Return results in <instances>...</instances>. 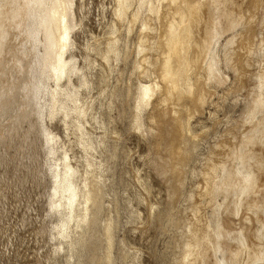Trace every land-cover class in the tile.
<instances>
[{
	"label": "bare ground",
	"instance_id": "obj_1",
	"mask_svg": "<svg viewBox=\"0 0 264 264\" xmlns=\"http://www.w3.org/2000/svg\"><path fill=\"white\" fill-rule=\"evenodd\" d=\"M252 2V13L246 19L243 8L238 10L240 6L237 8L234 0H115V20L106 41L88 48L100 57L101 66L110 70L135 55L132 70L144 82H139L141 86L135 94L132 129L143 136L152 135L157 154L166 152L165 156L158 154L162 161L159 164L162 174L169 176L170 183H176L177 190L189 174H196L191 163L195 162L194 154L201 148L204 135L200 138V133L198 136L191 131L189 119L212 100L209 88L214 84L226 86L225 67L232 71L233 81H238L240 89L244 90L247 84L244 79L248 68H252L248 55L255 54L254 38L259 33H253L258 24L252 25L259 18L253 22L251 19L262 4ZM77 6V0H0V118L9 123V128L0 126V137L4 132L17 131L33 114L40 117L44 107L41 97L49 92V116L60 114L67 125V119L75 114L79 143L88 156L96 151L89 131L83 129L87 111L81 104L80 90L88 86V80L78 78L81 80L76 87L71 80L82 72L72 52L78 47ZM226 33L230 37L223 41L222 49L219 45ZM133 34L134 50L130 39ZM262 57L258 59L262 61ZM257 79L253 101L241 116V127L230 126L224 132L225 140H218L215 150L208 154L210 158L205 157L204 169L198 170L201 175H197H203L205 181L202 183L208 202L216 208L212 207L214 211L205 228L190 225L183 231L187 239L182 248L178 247L182 251L177 249L182 254L175 264H264V70ZM51 81L54 87L49 89ZM67 83L75 89L66 90ZM234 86L230 87L232 91ZM44 133L51 149L59 144L55 134ZM66 154L60 157L61 162L56 160L61 164L52 171L55 194L50 198V208L59 217L53 236L58 239L59 248L63 246L67 264H84V253L90 254L96 264H114L115 223L107 220L104 227L100 223L106 197L103 165L94 158L86 160L83 174ZM172 205L164 219L175 220L177 207ZM237 217L243 218L240 226L233 228ZM244 254L246 259H242Z\"/></svg>",
	"mask_w": 264,
	"mask_h": 264
},
{
	"label": "rangeland",
	"instance_id": "obj_2",
	"mask_svg": "<svg viewBox=\"0 0 264 264\" xmlns=\"http://www.w3.org/2000/svg\"><path fill=\"white\" fill-rule=\"evenodd\" d=\"M247 1L234 0L237 8L240 6L238 10L243 8L241 12L246 19L250 17L248 14L252 13L254 3H251L252 0ZM256 1L259 4L260 2L264 3V0ZM77 3L79 27L75 31V40L78 47L75 46V50L73 49L72 52L73 56L76 55L75 61L77 60L76 63L82 68V72L81 76L79 73L76 74L77 77L73 75L71 80L75 87L79 84L78 80H83L82 77L86 81L88 80V86L80 90V101L87 111L83 129L86 132L89 131L96 151L91 152L93 156H88L79 143L80 132L75 127V122H77L75 114L70 120L67 119V125L60 114L55 118L49 116V92L41 97L40 103L44 107L40 117L33 114L17 131L3 133L4 135L0 137V264H67V254L63 252V246L59 248L60 243L53 236L56 234L59 217L50 208V198L55 194V180L52 171L55 170L56 165L61 164L58 161L61 162L60 157L63 158L64 152L68 154L73 166L83 174L87 169L86 160L94 158L92 160L103 165L101 172L105 183L102 186L106 197L100 223L102 227L105 226L107 220L115 223L114 264H175L182 254L180 252L182 249H178V247L182 248L181 245L187 239L184 232L191 227L190 225L205 228L213 214V208H216L213 203L208 202L205 181L202 180L203 175L198 176L201 175V171L198 170L204 169L211 151L215 150L218 142L222 143L224 132L234 126L241 127V116L247 112L246 107L253 101V92L258 86L257 77L264 70L262 62L264 59L260 60V55L264 58V48L262 47L264 6L260 4L256 11L258 13L255 14V11L253 13L256 18L251 19L253 22L254 19L259 18L258 22L252 23L253 26L258 24L253 29L254 35L256 31L259 33H256L254 38L255 46L252 45L253 51L256 50L255 54H249L250 59L247 57L249 66L252 65V68H248L247 72L250 74L249 76L247 74L244 79V83L247 82L244 86L245 89H240L238 81H233L235 78H233L234 74L231 70L223 68L224 77L230 83H226V86L225 84H214V87H210L211 93L209 92L208 96L212 100L209 99L211 101H208V104L201 110L202 112L197 113L198 116L194 114V117L189 119L191 131L198 136L200 133V138H202L201 135H204V140L201 142L199 140L201 148L198 147L199 151L196 150L194 154L196 163L192 162V166L190 165L196 174H189V179L187 177L183 186L177 190L174 188L176 183H170L169 176L162 174L159 164L162 161L157 156L161 154L165 156L166 152H158V155L157 150L152 146L154 137L147 134V136H143L140 131L132 129L136 105L135 94L141 86L139 82H144L142 76L132 70L135 55L127 63L121 61L114 70H110L101 66L99 56L88 51L90 46L106 41L107 33L115 20V0H77ZM244 8L249 10L244 12ZM257 14L261 16H257ZM248 22L246 21V23ZM130 37L132 39L131 46H133L131 48L134 50L135 34ZM229 37V33L223 35L220 41L221 45H219L221 48ZM222 49L218 48V52L223 53ZM73 84H65L66 90H74ZM233 85L235 88L233 87L232 91L230 87ZM48 86L51 87L49 89H52L53 82L51 81ZM67 103L72 106V103ZM167 106L168 109H173L172 105ZM167 106L163 107L167 108ZM1 125L9 128L8 120L0 118ZM44 132L55 134L56 136H54L58 137L57 140L60 139L57 141L59 144L53 146L54 149L56 148L55 150L47 144ZM101 141L104 144H101ZM208 154L210 155L208 156ZM56 169L58 170V168ZM200 186L204 187L200 188ZM174 190L178 195L173 193ZM199 192L205 195H200ZM205 201L210 205L204 203ZM218 202L221 203L220 198ZM172 204L178 209H176L173 221L168 218L164 219ZM198 217L205 219H198ZM242 218L233 219L235 221L233 228L240 226ZM201 223L202 225H200ZM101 247L103 248L104 244L101 243ZM83 255L81 261L84 264H96L91 260L90 254L84 253ZM246 257L247 255L244 254L242 259H246Z\"/></svg>",
	"mask_w": 264,
	"mask_h": 264
}]
</instances>
